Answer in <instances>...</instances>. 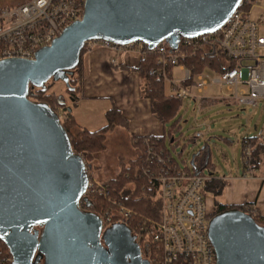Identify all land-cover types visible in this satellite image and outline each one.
Segmentation results:
<instances>
[{"label":"water","instance_id":"95a60500","mask_svg":"<svg viewBox=\"0 0 264 264\" xmlns=\"http://www.w3.org/2000/svg\"><path fill=\"white\" fill-rule=\"evenodd\" d=\"M240 1L85 0L81 20L34 59L0 61V240L13 264L35 255L42 264H141L126 227L102 231L98 215L80 207L91 165L74 154L58 115L28 98L30 86L66 80L87 41L175 47L221 28ZM208 235L216 264H264V227L250 214L225 210L209 220Z\"/></svg>","mask_w":264,"mask_h":264},{"label":"built area","instance_id":"2783aa9c","mask_svg":"<svg viewBox=\"0 0 264 264\" xmlns=\"http://www.w3.org/2000/svg\"><path fill=\"white\" fill-rule=\"evenodd\" d=\"M84 3L85 0H29L1 7L0 61L34 59L36 52L49 46L65 27L81 20ZM254 10L258 11L252 16ZM97 44L121 50L137 48L142 56L145 51L155 54V66L148 75L162 76L169 84L171 94L178 99L190 97L201 100L200 95L210 85L221 84L226 85L240 106L255 107L264 101V7L256 5L254 0H241L218 30L195 37H180L175 47L162 42L148 49L142 42L116 45L99 40L87 41L84 46L90 49ZM195 52H201L208 58L221 56V64L225 68L229 61L235 63L214 76L202 71L193 77V85L185 88L180 83L190 77V72L183 64H178V60ZM168 65L173 66L171 76L168 75ZM174 69H178L181 75L176 76ZM200 136L199 132L195 134V137ZM247 138L242 139V163L251 175L260 161L253 158V148ZM257 138L264 142V122ZM142 145L140 175L156 187L160 213L158 219H146L137 225L135 231L129 230L134 242L147 248L150 264H216L208 235L207 192L202 191L211 178L204 171L207 167L193 170L172 164L170 156L157 147V140L149 142L143 139ZM88 177L87 188L79 203L84 210L96 197L109 199L112 194L106 180ZM114 204V208L101 209L98 214L102 231L114 224L127 228L131 222L132 210L120 201ZM6 247L0 240V264L13 262Z\"/></svg>","mask_w":264,"mask_h":264},{"label":"trees","instance_id":"16d2710c","mask_svg":"<svg viewBox=\"0 0 264 264\" xmlns=\"http://www.w3.org/2000/svg\"><path fill=\"white\" fill-rule=\"evenodd\" d=\"M144 46V48L147 47L146 45ZM86 50L87 47L84 46L80 52L79 61L76 66L65 72L66 80L61 79L66 85L65 91L69 97L68 102L59 97L54 90H51L52 78L42 87L30 86L28 98L33 102L47 104L58 115L61 125L67 132L74 154L81 156L86 164L91 165V162L95 160L97 155L106 151L107 135L116 127L127 129V120L118 109L112 108L105 114L106 124L99 129L88 130L80 126L76 121L72 108L80 98L81 84L84 76L83 54ZM145 52L136 68L141 81V95L150 101L151 111L164 127V133L159 137L129 135L131 146L138 151L136 157L128 160L121 156L117 158L118 173L112 178L106 179V183L112 191L111 197L109 199L96 197L89 208H87L88 211L98 215L101 209L114 208V203L120 201L133 212L131 222L127 226V229L132 231H135L137 225L146 219H158L160 213V202L157 197L156 187H153L148 180L142 178L140 175L142 152L144 150V146L142 145L143 139H147L149 142L157 140V147L165 155L170 156L172 164L178 165L171 155V149L181 138L174 136V133H180V125L176 115L182 101L165 91L166 81L162 76L148 75L149 70L155 66L156 55L147 51ZM221 60V56L208 58L201 52L189 53L185 57L180 58L178 64H183L190 72V77L182 80L180 85L190 88L193 85V77L206 69L222 73L234 66L235 62L229 61L228 67L225 68L222 66ZM172 67V65H168L167 67L169 76H171ZM69 102L70 105H68ZM247 139L253 148V158L257 161H263L264 142L255 136L248 137ZM203 166L208 168L211 178L204 184L202 191L204 193L211 192L216 196L222 195L225 189V182L216 177L207 154H196L192 166L184 168L200 170ZM232 208L240 209L250 214L260 226L264 227V216H260L249 204L228 205L216 201L213 212L208 213L207 218L210 220L213 216ZM2 244L6 246L3 242ZM149 252L152 254L150 249ZM9 264H13V262Z\"/></svg>","mask_w":264,"mask_h":264},{"label":"rangeland","instance_id":"374dc122","mask_svg":"<svg viewBox=\"0 0 264 264\" xmlns=\"http://www.w3.org/2000/svg\"><path fill=\"white\" fill-rule=\"evenodd\" d=\"M26 1L29 0H0V8ZM254 1L256 5L264 7V0ZM257 11L254 10L252 16ZM204 71L211 76L216 74L211 69ZM175 72L176 76L181 75L177 69ZM65 86L61 79L53 80L51 90H54L59 97L68 102L69 97L65 91ZM165 91L171 93V88L167 82L165 83ZM231 95L232 92L227 89L226 85L212 84L200 95V98L204 100L202 104L200 100H194L190 97L181 100L176 115L180 125V133H174V136L181 138L171 149V155L181 168L190 167L193 156L200 150L205 151L209 156L210 165L220 177L235 175L238 168L243 167L242 137H257L264 122V101H260L255 107L240 106ZM87 104V109L83 108L81 111L80 107L81 113L78 111L73 113L78 112L87 118L89 111L90 115L100 113L104 103L91 101ZM105 124L106 122H104ZM254 126L257 128L254 129ZM197 132L201 133L200 137H195ZM106 144V151L97 155L88 169V175L99 181L112 178L118 173V156L128 160L135 158L138 153L128 142L125 133L113 132ZM207 169H204L206 174ZM205 201L207 211L212 213L216 201L224 202V194L216 196L207 193Z\"/></svg>","mask_w":264,"mask_h":264},{"label":"crops","instance_id":"0c3cea01","mask_svg":"<svg viewBox=\"0 0 264 264\" xmlns=\"http://www.w3.org/2000/svg\"><path fill=\"white\" fill-rule=\"evenodd\" d=\"M141 58L142 54L137 48L121 50L103 44L87 48L83 54L84 76L80 98L74 109L72 108V113L80 112V107L81 111L83 108L87 109V103L91 101H102L104 104L100 113L90 115V111L87 110L89 111L87 118H84L81 112L73 113L80 126L88 130L99 129L101 128L99 126H104L106 122V112L116 108L127 120V129L116 127L107 135L106 141L113 132L125 133L128 142H130L129 135L157 137L163 135L164 127L153 115L150 101L141 95V81L136 71ZM203 101V99L200 100L201 104ZM256 128L257 126H254V129ZM204 153L205 151L200 150L196 154ZM195 155L190 166L193 164ZM213 171L215 172L214 168ZM215 174L217 178L225 182L223 203L228 205L249 204L255 212L264 216V159L260 161L251 175L245 171L244 167L238 168L235 175L227 177H220L216 172ZM207 193L213 195L211 192Z\"/></svg>","mask_w":264,"mask_h":264},{"label":"flooded vegetation","instance_id":"af4514ba","mask_svg":"<svg viewBox=\"0 0 264 264\" xmlns=\"http://www.w3.org/2000/svg\"><path fill=\"white\" fill-rule=\"evenodd\" d=\"M128 239H131V237L128 236ZM102 242H103L104 246H107L105 239H103ZM131 245L133 247L134 254H135L136 258L138 259V261L141 264H150L148 261V258H147V253H148L147 248L140 247L139 245H137L134 242V240L131 241ZM30 264H42V260L39 257L36 258V255H35L33 262Z\"/></svg>","mask_w":264,"mask_h":264}]
</instances>
